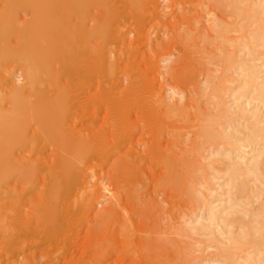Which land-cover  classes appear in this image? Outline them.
Wrapping results in <instances>:
<instances>
[{"label": "rangeland", "instance_id": "obj_1", "mask_svg": "<svg viewBox=\"0 0 264 264\" xmlns=\"http://www.w3.org/2000/svg\"><path fill=\"white\" fill-rule=\"evenodd\" d=\"M22 1L0 0V114L10 117L8 123H13L11 126L5 120L3 127L0 125L3 134L0 136V166L7 164L0 170V178H3L0 181V215L3 214L2 218L8 215L4 222L12 223L8 230L0 232V264H244L246 256L248 258L253 249L249 246L231 249L228 234L231 231L240 235L244 224L250 223L253 214L264 206V173L259 179L253 174L239 177L247 182V191L230 195L235 190L231 189L228 160L222 153L229 146L226 140L209 138L206 133L212 131L236 138L238 147L248 152V155L264 151V137L258 138L263 139L260 143L244 145L247 144L243 139L249 133V123L242 118L239 110L248 107L249 113H252L259 109L263 121L261 126L264 125V103L258 98L257 91L247 97H240L243 91L240 64L248 62L259 65L257 84L261 85L264 81V67L260 66L264 57V41H257L254 34L259 19H245L234 9V3H240L241 7L248 9L255 7L258 0H144L140 6H134L135 9L128 0H110L111 4L108 1L110 5L107 7L108 10L112 9L109 11V19L104 18L106 15L103 13H108L104 6H92L91 12L94 14L90 15L96 16V19L88 21L89 27L101 24L100 27L109 31H104L108 37L105 36L104 40V36L102 39H93V44L101 45L103 53L118 61L119 67L112 74L105 65L102 67L98 64L100 68H97V63H100L98 61L85 67V74L79 81L89 88V93L80 94L82 90L75 92L71 89L76 80L73 68V71L69 68L73 66L68 64L66 67L64 63L53 66V69L60 71L58 74L61 79L58 78V83H63L61 90L67 92H63L68 97H64L66 99L63 102L72 104L69 109L65 105L64 109L71 111L74 108L72 111H78L77 117L65 121V128L82 132L84 136L92 135L91 138L96 135L97 138L105 137V141H94L97 144L86 147L80 159L68 156L49 143L47 145L43 139L40 141L43 135L40 134V112L35 111L40 109L31 106L40 97V91H36L42 88L38 82L40 78L34 83H28V69L25 64L23 66L24 59L12 53L21 47L22 40L24 42L27 38V30L31 29L36 19V8L31 6L30 1ZM25 4L28 7L23 6ZM22 86L24 103L21 102L25 106L22 105L20 112L14 98L16 90ZM54 87L47 83L41 89L42 94L51 96L49 94L52 93L53 97L60 89L59 85V89ZM68 93L71 95L68 96ZM86 94H89V98L85 97ZM129 97L131 99L127 100ZM80 101L87 105H81ZM223 104L229 109L226 113L221 110ZM169 105L179 107L182 113L168 115L166 112ZM125 110L133 113L131 121L122 117ZM15 116L19 118L12 122ZM129 122H134V139L120 136L130 125ZM20 127L21 138L18 144L15 131ZM23 137L26 141H22ZM64 153L73 164L64 161ZM170 154L174 158L171 164L174 165L170 164L167 170L166 161ZM7 159L13 162V166H10ZM124 161H131L134 169H137L131 170L132 176L125 165L122 167H125L126 172L118 171ZM28 163L39 167L32 182L23 176L22 164ZM65 165L71 166L66 170L63 167ZM49 190L52 193L55 191L65 201L57 204H63V208H56L58 220L55 224L58 226H48L47 223L48 214L55 207L52 203H41L45 202L44 196L51 194ZM20 196L24 197V204L21 205L18 201ZM44 206V211H41ZM211 208L215 211L224 208L218 214L216 225L208 219ZM27 212L32 213L30 217ZM20 219L23 222L30 220L26 229L19 226L22 223ZM202 225L210 227L201 229ZM123 226H127L128 230L133 227V232L126 230L127 234L123 233L126 229L122 230ZM12 230H16V235ZM13 236H16L15 239ZM230 252L231 255L228 254ZM157 260L160 262L154 263Z\"/></svg>", "mask_w": 264, "mask_h": 264}, {"label": "bare ground", "instance_id": "obj_2", "mask_svg": "<svg viewBox=\"0 0 264 264\" xmlns=\"http://www.w3.org/2000/svg\"><path fill=\"white\" fill-rule=\"evenodd\" d=\"M12 1V0H11ZM22 1V0H21ZM31 2V6L35 9L36 8V19L34 20L35 22L33 23V26L31 27L30 30H27L29 31L28 32V35H27V38H25V41L22 42L21 41H17V42H21L22 45L21 47H17L16 50H14L12 53L16 54L17 58H22L24 59V63H23V66L24 64L26 65V69H28V72H27V82L30 83H34L36 80L38 81L39 78L40 80L38 82H40V86L42 85V88L48 83L50 86H55L57 89H59V91L61 90V87H63V83L62 85H60L58 82L60 80H58L59 77V74L58 72L60 71H57L55 69H53V66H55L56 64L59 63V65H61V63H64V64H67L66 67L69 65L73 66V67H69L71 68L70 71H73L74 70V77L76 78L75 82H73V85L71 86V89L73 88V90H82L81 92H79L80 94L82 93H89L87 92V89L86 87L83 86L82 82L79 81V78L82 77V75L84 76L85 72L83 71V69L85 67H89L91 64L93 65L94 62L96 64V62H100V63H97L96 66H98V64L100 66H106V69L109 71V73H113L115 72L116 68L119 67V63L118 61H115L113 60L112 58H110L108 55H105L103 52V49L101 48V45L99 46H96L93 44V39H96V38H100L102 39L103 36V40L105 39V32H109V31H105L104 30V27H100V26H92V27H89V20L90 19H96V16L92 17V15H90L92 12V6H95V8L97 7H102L104 6L106 13H103L104 15H106L104 18L106 19H109L108 16L111 14H109L111 10H108V6L111 4L110 0H28L27 2ZM108 1H109V5H108ZM114 1V0H113ZM112 1V2H113ZM245 1V0H244ZM243 1V2H244ZM23 2V1H22ZM128 2H130L131 6H133L132 8H134V6L137 7V5L140 6V4H142V2H144V0H128ZM254 2V1H253ZM257 2V1H256ZM26 3V2H25ZM242 3V2H241ZM246 3V2H245ZM252 3V2H251ZM28 4V3H27ZM144 4V3H143ZM240 4V3H239ZM238 3H234V9H236L237 11H239L240 15L243 16L245 19H248V20H251L253 18H256V19H259V25L257 26V28L255 27V31H254V34H255V37L257 39V41H264V0H258V3L255 7H250L248 9H245L243 7H241ZM253 4V3H252ZM23 6H27L26 4L23 5ZM129 5H127L128 7ZM245 6V5H244ZM14 7V6H13ZM16 7V6H15ZM20 7V5H19ZM28 7V6H27ZM135 7V8H136ZM107 8V9H106ZM113 8V6H112ZM134 8V9H135ZM142 8V7H141ZM15 9V8H14ZM33 9V10H34ZM103 9V8H102ZM26 10V9H25ZM97 10V9H96ZM104 10V12H105ZM122 10V9H121ZM127 10V9H126ZM137 10V9H136ZM141 10V9H140ZM144 11V10H143ZM131 12V11H129ZM26 13V12H25ZM114 13V12H113ZM94 14V13H92ZM5 15V13H4ZM3 15V16H4ZM115 15V14H114ZM121 15V14H120ZM125 15V14H124ZM133 15V14H132ZM2 16V15H1ZM30 17V16H29ZM115 17V16H114ZM16 18V17H15ZM1 19V18H0ZM113 19V18H112ZM3 20V19H2ZM1 20V22H2ZM20 20V19H19ZM98 20V19H97ZM6 21V20H5ZM11 21V20H10ZM93 21V20H92ZM96 21V20H95ZM254 21V20H253ZM252 21V22H253ZM28 22V20H27ZM32 22V21H31ZM110 22V21H109ZM108 22V24H109ZM7 23V22H6ZM24 23V22H23ZM94 23V22H93ZM106 23V22H105ZM218 24V22H217ZM255 24V23H254ZM2 25V24H1ZM8 25V24H7ZM3 26V25H2ZM106 26V25H104ZM118 26V25H117ZM1 27V26H0ZM24 27V26H22ZM4 28V27H3ZM12 29V28H11ZM14 29V28H13ZM17 29V28H16ZM25 29V28H24ZM219 29V28H218ZM107 30V29H106ZM5 31V30H4ZM12 31H15V30H12ZM17 31V30H16ZM105 31V32H104ZM2 32V31H1ZM20 32V31H19ZM23 32V31H21ZM218 32V31H217ZM17 33V32H16ZM111 34V33H110ZM118 34V33H117ZM1 35V33H0ZM14 35V34H13ZM24 35V34H23ZM112 35V34H111ZM7 37V36H6ZM19 37V36H18ZM108 37V36H106ZM121 37V36H120ZM122 38V37H121ZM5 39V38H4ZM20 39V38H19ZM123 39V38H122ZM125 39V38H124ZM110 41V40H109ZM124 41V40H122ZM251 41V40H250ZM125 42V41H124ZM255 42V41H254ZM102 43V42H100ZM108 43V42H107ZM115 43V42H114ZM130 43V42H128ZM251 43V42H250ZM13 44V43H12ZM20 44V43H19ZM18 44V45H19ZM127 44V43H126ZM239 44V43H238ZM243 44V43H241ZM261 44V43H260ZM122 45V44H121ZM241 46V45H240ZM253 46V45H252ZM250 47V46H248ZM104 48V47H103ZM117 48V47H116ZM246 49V48H245ZM252 49V48H251ZM11 50V49H10ZM108 51V50H107ZM115 51V50H114ZM117 51V50H116ZM255 51V50H254ZM2 52V51H1ZM8 53V52H7ZM108 53V52H107ZM106 53V54H107ZM110 53V52H109ZM9 54V53H8ZM231 54V53H230ZM254 54V53H253ZM4 55V54H3ZM2 55V56H3ZM140 55V54H139ZM1 56V57H2ZM6 56V55H5ZM13 56V55H12ZM141 56V55H140ZM249 56V55H248ZM257 56V55H256ZM4 57V56H3ZM2 57V58H3ZM15 57V56H14ZM115 57V56H114ZM243 57V56H242ZM241 58V57H240ZM139 59V58H138ZM259 59V58H258ZM21 60V59H20ZM118 60V59H117ZM124 60V59H123ZM131 61V60H130ZM157 61V60H156ZM232 61V59H231ZM19 62V61H18ZM139 62V61H138ZM241 62V61H240ZM105 63V64H104ZM157 63V62H155ZM248 63V62H247ZM246 62H243L242 64H240V68L242 70L241 74L243 76V91L240 93V97L243 98V97H247L248 95H250L252 92H256L257 91V94H258V98L260 99V101H262L264 103V81L263 83L259 86L257 84V79H258V75H259V72H260V69H258V66L257 64H247ZM131 64V63H130ZM123 65V64H122ZM100 66H98L97 68H100ZM102 66V67H103ZM262 67H264V57L262 58V63L261 65ZM61 67H64V65H62ZM65 67V68H66ZM101 67V68H102ZM130 67V66H129ZM58 68V67H57ZM73 68V70H72ZM94 68V67H93ZM92 68V69H93ZM61 69V68H60ZM91 69V68H90ZM96 69V68H95ZM65 70V69H64ZM86 70V69H85ZM120 70V69H119ZM232 70V69H231ZM230 71V70H229ZM88 72V70H87ZM93 71H91L92 73ZM264 72V70L262 71V73ZM72 73V72H71ZM105 73V72H104ZM225 73V72H224ZM26 74V73H25ZM58 74V76H57ZM94 74V72H93ZM103 74V73H102ZM125 74V73H124ZM230 74V73H229ZM73 75V74H72ZM71 75V76H72ZM89 75V73H88ZM86 75V77L88 76ZM64 76V75H63ZM110 76V75H109ZM116 76H119V75H116ZM122 76V74H121ZM231 76V75H230ZM91 77V76H89ZM111 77H113L111 75ZM133 77V76H132ZM212 78V77H211ZM61 79V78H60ZM118 79V78H117ZM227 79V77H226ZM104 80V79H103ZM115 80V79H114ZM121 80V79H120ZM223 80V78H222ZM241 80V79H240ZM85 81V80H84ZM87 81V80H86ZM100 81V80H99ZM229 81V79H228ZM103 82H106V81H103ZM118 82V81H117ZM213 82V80H212ZM226 82V81H225ZM27 84H24V85H28ZM88 83V81L86 82ZM115 83V82H114ZM45 84V85H44ZM72 84V83H71ZM58 85H59V88H58ZM91 85V84H90ZM258 85V86H257ZM61 86V87H60ZM68 86V85H67ZM88 86V85H87ZM222 86V85H221ZM27 87V86H26ZM34 87V86H33ZM38 87V86H37ZM54 87V88H55ZM66 87V85H65ZM69 87V86H68ZM100 87V86H99ZM224 87V86H223ZM40 87L39 90H35L36 91H40V97H36L37 100L34 101V103L31 104V106H33V108H39L40 110H35V111H39L40 114H39V117H40V129L42 130V132L40 134H43L40 136V141L43 139L45 140V142L49 143V145H53L56 149L60 150V151H63L65 152L67 155L69 154L70 157H74V159H80L81 156H82V152L85 151L86 147L90 148V145L91 144H94L96 142L94 141H98V142H101L104 140V138L102 137H99L97 138V135L94 136V138L91 136H84V134L81 132H77L75 130H73L72 128L70 129H67L65 128L64 126V123L65 121H68L70 120L72 117H77L78 115V111H72V108L71 111H68L67 109H69V107L71 106L72 107V104L68 105L65 104V102H63L66 98V96H64L66 90L64 91H60L58 93H56L55 91V94L53 95V97L57 94H60L61 97H59L60 95H57L56 98H53L52 97V93L49 94L51 96H45L42 94V89ZM67 88V87H66ZM64 88V89H66ZM33 89V90H34ZM44 89V88H43ZM55 89V90H57ZM68 89V88H67ZM34 90V91H35ZM49 90V89H48ZM47 90V91H48ZM70 90V88H69ZM69 90H67L69 92ZM137 90V89H136ZM224 90V89H223ZM75 91V92H77ZM230 91V90H229ZM17 92V93H16ZM15 92V103L17 105H15L17 107V110L21 109L23 103H24V96H23V92H24V87H20L18 90H16ZM64 92V94H63ZM105 92V91H104ZM139 92V91H138ZM228 92V91H227ZM14 93V91H13ZM23 93V94H22ZM71 93V91H70ZM98 93V92H97ZM108 93V92H107ZM115 93V92H114ZM232 93V92H231ZM47 94V93H46ZM72 95L74 93H71ZM68 93V96L71 95ZM109 94V93H108ZM134 94V93H133ZM32 95V94H31ZM34 95V94H33ZM39 95V94H38ZM63 95V97H62ZM78 95V94H77ZM85 95V94H84ZM87 95V94H86ZM252 95V94H251ZM8 96V95H7ZM75 96V95H74ZM88 96V97H87ZM85 96L86 98H89V94ZM174 96V95H173ZM255 96V94H254ZM66 97V98H64ZM78 97V96H77ZM84 97V96H83ZM119 97V95H118ZM239 97V96H238ZM3 98V97H2ZM1 98V99H2ZM6 98V97H5ZM5 98L3 99V101L5 100ZM26 98V97H25ZM63 98V99H62ZM102 98V97H101ZM117 98V97H116ZM126 98V97H125ZM128 98V97H127ZM218 98V97H217ZM27 99V98H26ZM70 99L72 100V98L70 97ZM81 99V98H79ZM92 99V98H91ZM90 99V100H91ZM98 99V98H97ZM131 98L129 97V99L127 100H130ZM7 100V99H6ZM62 100V101H61ZM161 100V99H160ZM2 101V103H3ZM23 103H22V102ZM26 101V100H25ZM28 101V100H27ZM88 101V100H87ZM121 101V100H120ZM150 101V100H149ZM247 101V100H246ZM63 102V103H62ZM157 102V101H156ZM164 102V101H163ZM86 103V102H85ZM85 103H82V104H85ZM89 104V102H87ZM99 103V102H98ZM116 103V102H114ZM252 103V102H251ZM1 104V103H0ZM4 104V103H3ZM2 104V105H3ZM61 104V105H60ZM80 104H81V101H80ZM79 104V105H80ZM81 104V105H82ZM243 104V103H242ZM30 105V104H29ZM64 105V107H62ZM65 105L67 109H64L65 108ZM87 105V104H85ZM89 105H92V104H89ZM101 105V104H100ZM100 105H99V108H100ZM105 105V104H104ZM145 105V104H144ZM149 105V104H148ZM167 105V104H166ZM246 105H247V102H246ZM245 105V106H246ZM25 106V105H23ZM60 106L63 108L62 110H60ZM103 106V105H101ZM118 106V105H117ZM120 106V105H119ZM153 106V105H152ZM168 106V105H167ZM169 109H167V114L168 115H173V114H179L182 113L181 112V109L179 107H175V106H172L169 105ZM221 106V104H220ZM219 106V107H220ZM249 106V105H248ZM19 107V108H18ZM87 107V106H86ZM93 107V106H92ZM98 107V106H97ZM115 107V106H114ZM147 107V106H146ZM156 107V106H155ZM162 107V106H161ZM218 107V108H219ZM78 108V106H76V109ZM81 108V106H80ZM79 108V109H80ZM90 108V107H89ZM96 108V107H95ZM94 108V110H95ZM106 108V107H105ZM168 108V107H167ZM248 108V107H247ZM246 107H241L239 110H240V113L242 114V118L245 119L248 123H249V126H248V131L249 133L247 134L246 138L243 139L247 144H244V145H249V144H257V143H260L261 140L263 141V137H264V125L261 126V123L263 122L262 121V113L259 109H257L256 111L252 112V113H249L248 109ZM256 108V107H254ZM3 109V108H2ZM1 109V110H2ZM15 109V108H14ZM82 109V108H81ZM86 109V108H85ZM93 109V108H92ZM98 109V108H97ZM109 109V108H108ZM116 109V108H114ZM118 109V108H117ZM134 109V108H133ZM142 109V108H141ZM30 110V109H29ZM65 110V111H64ZM91 110V109H90ZM89 110V112H91ZM106 110V109H105ZM155 110V109H154ZM153 110V111H154ZM221 110L222 112L226 113L227 111H229V109L227 110V107L225 106V104L222 105L221 107ZM6 113V109L4 110ZM32 111V110H31ZM81 111V110H79ZM88 112V110H85ZM93 111V110H92ZM104 111V110H103ZM126 111V110H125ZM220 111V110H219ZM14 112V110H13ZM17 113V111H15ZM21 112V110H20ZM26 112V110L24 111ZM99 112V111H97ZM96 112V113H97ZM165 112H164V115H165ZM206 112V111H205ZM218 112V111H217ZM2 113V112H1ZM37 113V112H36ZM82 113V112H81ZM85 113V112H83ZM94 113V112H93ZM163 113V112H162ZM19 114V113H18ZM38 114V113H37ZM132 112L131 111H126L123 113V118L124 120L127 118L128 121H131L132 120ZM16 115V114H15ZM24 115V114H23ZM22 115V117H23ZM112 115V114H111ZM221 115V114H220ZM264 115V114H263ZM12 117V114L10 115ZM37 116V115H36ZM153 116V115H152ZM7 117V116H6ZM6 117L3 115L0 114V125L3 127V125L5 124V120L7 121L8 123V118L10 117ZM38 117V116H37ZM117 117V116H116ZM134 117V116H133ZM14 118V117H13ZM16 119H13L11 120L12 122L15 120L17 121V118H19L18 116H15ZM79 118V117H78ZM81 118V117H80ZM168 118V117H167ZM223 119V118H222ZM19 120V119H18ZM72 120V119H71ZM112 120V119H111ZM110 120V121H111ZM136 120V119H135ZM134 120V121H135ZM218 120V118H217ZM244 120V121H245ZM82 121V120H81ZM213 121V120H212ZM211 121V122H212ZM19 122V121H18ZM70 122V121H69ZM85 122V121H84ZM114 122V121H113ZM121 122V121H120ZM138 122V120H137ZM218 122V121H217ZM226 122V121H225ZM6 123V125H7ZM131 122H129L128 124H130ZM133 123L130 124L129 126H127L128 128L123 130L121 135L120 133H118L121 137L125 136V137H128V138H132L133 137ZM145 123V122H144ZM143 123V124H144ZM149 123V122H147ZM208 123V122H207ZM8 124H11V123H8ZM13 124V123H12ZM11 124V126H13ZM69 124V123H68ZM96 124V123H95ZM138 124V123H137ZM146 124V123H145ZM19 125V124H18ZM71 125V124H69ZM68 125V126H69ZM112 125V124H111ZM115 125V124H114ZM136 125V123H135ZM147 125V124H146ZM152 125V124H151ZM95 126V125H94ZM148 126V125H147ZM7 127V126H6ZM9 127V126H8ZM19 126H17L18 128ZM90 127V126H89ZM126 127V126H125ZM157 127V126H156ZM10 129H13L11 127H9ZM203 128V127H202ZM6 129V128H5ZM100 129V128H99ZM122 129V128H121ZM124 129V128H123ZM139 129V128H138ZM205 129V128H204ZM3 130V129H2ZM17 132L15 131V135L17 133V137H15V141H19L20 140V136H21V127L19 129H16ZM23 130V129H22ZM40 130V131H41ZM241 130V129H240ZM10 131V130H9ZM111 131V130H110ZM117 131V130H116ZM162 131V130H161ZM239 131V130H238ZM8 132V131H7ZM14 132V131H13ZM87 132V131H86ZM119 132V131H118ZM136 132V130H135ZM231 132V131H230ZM9 133V132H8ZM97 133V132H96ZM95 133V134H96ZM110 133V132H109ZM177 133V132H176ZM1 132H0V136H1ZM22 134L24 135V132H22ZM83 134V136H82ZM99 134V133H98ZM108 134V133H107ZM114 134V133H113ZM172 134V133H171ZM175 134V132H174ZM208 135L209 138H215V137H218L219 139H223V140H226L229 148L224 150L222 153L225 154V156L227 157V160H228V166H229V170H230V173H231V189L235 190L233 193L230 192V195H234L236 192L237 193H241V192H245L247 191V182L244 180V179H239V177L241 176H246V175H254L256 177V179H259L263 173H264V151H257L251 155H248L246 151L240 149L238 147V143L236 144V142L238 141L236 138H233L232 136L230 135H223V134H216V133H213L212 131H207L206 133ZM226 134V133H225ZM3 135V134H2ZM8 135V134H7ZM90 135V134H89ZM149 135V134H148ZM156 135V134H155ZM161 135V134H160ZM232 135V134H231ZM25 137L27 135H24ZM43 136V137H42ZM101 136H104V135H101ZM109 136H111L109 134ZM144 136V135H143ZM159 137V136H158ZM179 137V136H178ZM259 137H262L261 140L258 138ZM116 138V137H115ZM120 138V137H119ZM173 138V137H172ZM175 138L176 135H175ZM217 138V139H218ZM24 139V137H23ZM28 140V138H26ZM134 139V137L132 138ZM159 139V138H158ZM1 140V139H0ZM22 140V139H21ZM122 140V139H120ZM128 140V139H127ZM131 140V139H129ZM209 140V139H208ZM241 140V139H240ZM22 141H26L25 139L22 140ZM105 141V140H104ZM107 141V140H106ZM28 142V141H27ZM108 142V141H107ZM118 142V141H117ZM158 142V141H157ZM160 142V140H159ZM241 142V141H240ZM20 143V141L18 142V144ZM23 143V142H22ZM106 143V142H104ZM119 143V142H118ZM162 143V142H161ZM171 143V142H170ZM97 144V143H96ZM103 144V143H102ZM216 144V143H215ZM243 144V143H242ZM26 145V143H25ZM115 145V144H114ZM157 145V144H156ZM244 145H242L243 147H245ZM21 146V145H20ZM19 146V147H20ZM40 146V145H39ZM44 146V145H43ZM95 146V145H94ZM105 146V145H104ZM241 146V145H240ZM23 147V146H22ZM99 147V146H98ZM219 147V146H218ZM242 147V148H243ZM46 148V146H45ZM201 148V147H200ZM203 148V147H202ZM201 148V149H202ZM47 149V148H46ZM94 149V148H93ZM119 149V148H118ZM245 149V148H244ZM102 150V149H101ZM107 150V149H106ZM146 150V149H145ZM259 150V149H258ZM261 150V149H260ZM93 151V150H92ZM99 151V150H98ZM103 151V150H102ZM147 151V150H146ZM200 151V150H199ZM254 152V151H253ZM62 153V152H61ZM65 153L62 154L64 155V161L65 162H69L70 164L72 163L71 161V158H66L65 156ZM87 153V152H86ZM86 153H83L86 154ZM176 153V152H175ZM98 154V153H97ZM106 154V153H105ZM114 154V153H113ZM62 155L60 156L62 158ZM68 155V156H69ZM87 155V154H86ZM112 155V154H111ZM214 155V154H213ZM50 156V155H48ZM104 156V155H103ZM135 156H139V154H136ZM86 157V156H85ZM221 157V156H220ZM66 158V159H65ZM83 158V157H82ZM88 158V157H86ZM63 159V158H62ZM91 159V158H90ZM167 159V158H166ZM173 156L171 157V154L169 156V158L167 159L166 161V168L167 170H169V166H171V162L173 160ZM8 160V159H7ZM59 160V158H58ZM61 160V159H60ZM83 160V159H82ZM87 160V159H86ZM85 160V161H86ZM14 161V160H13ZM45 161V160H44ZM63 161V162H64ZM77 161V160H76ZM174 161V160H173ZM223 161V160H222ZM8 162H10L8 160ZM56 162V161H55ZM82 162V161H81ZM128 162L131 164L129 166ZM179 162V161H178ZM7 163V162H6ZM13 164V162H10V164ZM16 163V162H15ZM84 163V162H83ZM128 165H127V164ZM223 163V162H222ZM10 165V166H13V165ZM32 164V163H31ZM22 164L23 165V168H24V173L23 176H25V179H27L28 181L32 182L31 179L36 175V173L38 172L37 171V168L39 167H36L34 166V164ZM46 164V163H45ZM65 164V163H64ZM73 164V163H72ZM171 164V165H170ZM3 164H1L0 166V170L4 169L5 165L7 164H4V166H2ZM19 165V164H18ZM36 165V164H35ZM47 165V164H46ZM122 165L127 169V171L129 172L130 170V173L131 174V170H135L137 171V169H134L135 166L134 164L132 165V162L131 161H127V162H123L121 163L120 165V169L118 168V171L120 170V173H121V170L126 172V169L125 167H122ZM127 165V166H126ZM174 165V164H173ZM210 165V164H209ZM15 166V165H14ZM49 166V165H48ZM51 166V165H50ZM69 166L71 165H65L63 166L66 170L69 169ZM74 166V165H73ZM130 169H129V167ZM134 166V167H133ZM176 166V165H175ZM227 166V165H226ZM18 167V166H17ZM63 167H61L60 169H63ZM78 167V166H77ZM93 167V166H92ZM9 167H7L8 169ZM16 168V167H15ZM22 169V166L20 167ZM47 168V167H46ZM164 168V167H163ZM12 169V168H11ZM17 169V168H16ZM115 169V167H114ZM166 170V169H165ZM172 170V168H171ZM174 170V169H173ZM200 170V169H199ZM5 171V170H4ZM45 171V170H44ZM51 171V170H49ZM65 171V170H64ZM70 171V170H69ZM1 172V171H0ZM8 172V170L6 171ZM20 172V171H19ZM18 172V173H19ZM198 172V171H197ZM23 173V172H22ZM53 173V172H52ZM56 172L54 171V174ZM64 173H67V172H64ZM136 173V172H135ZM53 174V175H54ZM61 174H63L61 172ZM69 174V172L67 173ZM49 175V174H48ZM117 175V174H116ZM123 175V174H122ZM125 175V174H124ZM123 175V176H124ZM135 175V174H134ZM4 176V175H3ZM2 176V177H3ZM12 176V175H11ZM10 176V177H11ZM58 176V175H57ZM112 176V175H111ZM132 176V174H131ZM65 177V176H64ZM114 177V176H113ZM69 178V177H68ZM206 178V177H205ZM3 179V178H2ZM0 178V181L2 180ZM6 180V179H5ZM53 180V178H52ZM57 180H58V177H57ZM60 180V179H59ZM58 180V181H59ZM117 180V179H116ZM120 180V179H119ZM247 180V179H246ZM80 181V180H79ZM229 181V180H228ZM4 182V180L2 181ZM29 182V183H30ZM73 182V181H72ZM82 182V181H81ZM6 184V182H5ZM50 184V183H49ZM52 184H54V182H52ZM56 184V182H55ZM59 184V182H57V185ZM71 184V183H70ZM99 184V183H98ZM30 185V184H29ZM56 185V186H57ZM43 186V184H42ZM41 186V187H42ZM47 186V185H46ZM51 186V185H50ZM54 186V185H53ZM55 186V187H56ZM54 187V188H55ZM60 186H57V188H59ZM96 187V186H95ZM101 187V186H100ZM32 188V187H31ZM50 188V187H49ZM251 188V187H250ZM43 189V188H42ZM69 189V188H67ZM97 189V188H96ZM228 189V188H227ZM30 190V189H29ZM54 190V189H53ZM56 190V189H55ZM95 190V189H94ZM50 192L52 190H49ZM200 191V190H199ZM55 192V191H54ZM52 193L47 195V196H44L45 197V202H41V203H44L45 205H47L48 203H52V206L55 207L53 208V211H51L52 213L48 216V220H47V223L49 224L48 226H52V225H55V226H58L56 225L55 223L57 222L58 220V214H56V208H58L59 206L63 208V204H59L57 205L58 203H60L61 201H63V198L57 194V193ZM83 193V192H82ZM248 193V192H247ZM44 194V193H43ZM80 194V193H79ZM85 194V193H84ZM78 195V194H77ZM249 195V194H248ZM199 196V195H198ZM49 197V198H48ZM228 197V196H227ZM5 198V197H4ZM24 197H21L20 196V205L21 203L24 204V201L23 200ZM88 198V197H87ZM241 198V196H240ZM17 199V198H16ZM47 199V200H46ZM43 201V199H41ZM68 200V199H67ZM82 200V198H81ZM90 200V199H89ZM232 200V199H231ZM230 200V201H231ZM17 201V200H16ZM69 201V200H68ZM73 201V200H72ZM5 202V200H4ZM15 202V201H14ZM227 202V201H226ZM236 202V201H235ZM3 203V202H2ZM17 203V204H18ZM63 203H65V201H63ZM77 203V202H76ZM123 203V202H122ZM243 203V202H242ZM22 204V205H23ZM43 205V204H42ZM75 205V203H74ZM120 205V204H119ZM118 205V207H119ZM123 205V204H122ZM222 205V204H221ZM238 205V203L236 204ZM17 206V205H16ZM76 206V205H75ZM83 206V205H81ZM225 206V205H224ZM228 206V205H227ZM29 207V206H28ZM43 207V206H42ZM41 207V208H42ZM46 206H44L43 210L41 209V211H44ZM59 207V208H60ZM70 207V206H69ZM88 207V206H87ZM208 207V206H207ZM210 207V206H209ZM37 208H38V205H37ZM36 208V209H37ZM113 208V207H112ZM13 209V208H12ZM32 209V208H31ZM61 209V208H60ZM124 209V208H123ZM224 209V208H223ZM221 209V210H223ZM232 209V208H231ZM20 210V209H19ZM113 210H116L113 209ZM220 210V211H221ZM228 210V209H227ZM40 211V212H41ZM47 211V210H45ZM220 211H215L213 208L210 209L209 214H208V219L210 220L211 223H214L216 225V221H218V214L220 213ZM33 213V211H31ZM37 212V211H36ZM39 212V213H40ZM81 212V211H80ZM226 212V211H225ZM232 212V211H231ZM28 213V212H27ZM31 213V214H32ZM42 213V212H41ZM47 213V212H45ZM58 213V212H57ZM67 213V212H66ZM22 214V213H20ZM30 213H28V217H30L29 215ZM36 214V213H34ZM3 215V214H2ZM2 215H0V232H4L7 228L10 227V223L7 224V222H4V221H7V216L6 215V218L3 216V218L1 217ZM12 215V214H11ZM17 215V213H16ZM25 215V214H24ZM41 215V214H40ZM38 214V216H40ZM53 215V216H52ZM19 216V214H18ZM21 216V215H20ZM34 216V215H33ZM37 216V215H36ZM51 216V218H50ZM61 216V215H60ZM59 216V217H60ZM10 217V216H9ZM13 217V216H12ZM23 217V216H22ZM27 218V217H26ZM34 218V217H33ZM232 218V217H231ZM9 219H13V218H9ZM25 219V218H24ZM41 219V218H40ZM51 219V220H50ZM60 219V218H59ZM10 220V221H11ZM22 220V223L20 221V225L17 224V226H21L23 228L26 229V227H28L29 223H30V220H26L23 222V219H20ZM227 220V219H226ZM32 221V220H31ZM129 221V220H128ZM230 221V219H229ZM9 222V220H8ZM17 222V221H16ZM19 222V221H18ZM41 222V220H40ZM127 222V221H126ZM206 222V221H205ZM32 223V222H31ZM59 223V222H58ZM218 223V222H217ZM12 224V223H11ZM33 224V223H32ZM130 224V223H129ZM14 225V224H13ZM128 225V223H127ZM16 226V225H15ZM34 226V225H33ZM37 226V225H36ZM47 224H46V227L48 228ZM130 226V225H128ZM131 226H133L131 224ZM130 226V227H131ZM45 228V224L43 226ZM54 227V226H53ZM111 227V226H110ZM210 225H202V228L201 229H209ZM13 229L15 228L14 226L12 227ZM31 228V226H30ZM38 228V226L36 227ZM41 228V227H39ZM56 228V227H55ZM126 228V229H125ZM4 229V231H3ZM20 229V228H19ZM25 229L22 230L21 228V231H24ZM112 229V228H111ZM109 229V230H111ZM125 229V230H124ZM130 229V228H129ZM133 229V227H132ZM130 229L128 230V227L126 226H123V233L125 232L127 234V231H132L133 230ZM191 229V228H190ZM8 230V229H7ZM18 230V229H17ZM42 230V229H41ZM44 230V229H43ZM47 230V229H46ZM108 230V229H107ZM127 230V231H126ZM230 230V229H229ZM13 232L15 231V235H16V230H12ZM20 231V230H19ZM31 231V230H30ZM37 232H39L38 229H36ZM209 231V230H208ZM222 231V230H221ZM25 232V231H24ZM32 232V231H31ZM228 232V231H227ZM12 233V232H11ZM22 233V232H21ZM29 233V231H28ZM8 234V233H7ZM44 234V233H43ZM113 234V233H112ZM129 234V233H128ZM6 235V234H5ZM12 235V234H11ZM10 235V236H11ZM2 236H4V234L2 233ZM17 236H18V232H17ZM91 236V235H90ZM5 237V236H4ZM9 238L8 235H6V238ZM14 239L16 236H13ZM94 237V236H93ZM5 238V240H6ZM20 238V237H19ZM1 239V238H0ZM12 239V238H11ZM9 241V239H7ZM228 240L230 242V246L231 249L233 250H236V249H240V248H243L244 246H249L253 249V252L248 256H246V259H245V263L244 264H264V206H262L256 213L253 214V220L248 223V224H244V228L242 230V232L240 233V235H236L234 233H232L231 231L229 232L228 234ZM7 241V242H8ZM15 241V240H14ZM99 241V240H98ZM104 241V240H103ZM148 241V240H147ZM97 242V241H96ZM10 243V242H9ZM8 243V244H9ZM145 243V242H143ZM151 243V242H150ZM21 244V243H20ZM99 244V243H98ZM132 244V243H131ZM148 244V243H146ZM14 245V244H13ZM129 245V244H128ZM18 246V245H17ZM26 246V245H25ZM144 246V245H143ZM151 246V245H150ZM131 247V246H130ZM152 247V246H151ZM226 247V246H225ZM144 249V248H143ZM149 249V248H147ZM153 249V247H152ZM151 250V249H150ZM150 250H147V251H150ZM155 250V249H154ZM247 250V249H246ZM20 251V250H18ZM252 251V250H251ZM229 252V251H228ZM234 253V252H233ZM232 253V254H233ZM231 255V252L228 253ZM229 257V256H228ZM239 258V257H238ZM161 259V258H160ZM239 260V259H238ZM28 262V261H27ZM35 262V261H34ZM152 262V261H151ZM160 261H156L154 263H158ZM162 262V261H161ZM213 262V261H211ZM235 262V261H234ZM24 263V262H23ZM21 264V263H20ZM50 264V263H49ZM152 264V263H151Z\"/></svg>", "mask_w": 264, "mask_h": 264}]
</instances>
